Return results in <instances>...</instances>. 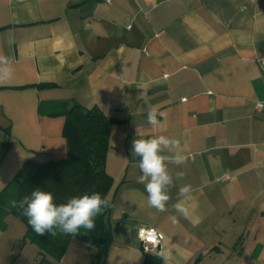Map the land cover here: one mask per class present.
Here are the masks:
<instances>
[{
  "label": "crops",
  "instance_id": "1",
  "mask_svg": "<svg viewBox=\"0 0 264 264\" xmlns=\"http://www.w3.org/2000/svg\"><path fill=\"white\" fill-rule=\"evenodd\" d=\"M0 56L11 62L0 72V191L28 161L66 157L65 118L51 113L96 107L120 121L105 161L111 239L97 264L155 255L140 250V226L163 235L173 264H264V112L253 108L264 100V0H0ZM157 135L185 158L167 164L163 212L148 206L132 151ZM185 185L190 199L178 195ZM14 220L0 221V264H96L76 237L59 260L42 255Z\"/></svg>",
  "mask_w": 264,
  "mask_h": 264
},
{
  "label": "trees",
  "instance_id": "2",
  "mask_svg": "<svg viewBox=\"0 0 264 264\" xmlns=\"http://www.w3.org/2000/svg\"><path fill=\"white\" fill-rule=\"evenodd\" d=\"M65 118L62 136L67 143L66 157L44 164L28 161L19 172L0 191V221L11 214L25 225L22 242L35 244L42 255L48 254L59 260L66 251L72 237L79 238L97 249L94 256L97 264L105 256L110 244L111 233L109 214L113 199L108 197L113 184L106 173L105 161L109 149L111 126L120 121L107 118L96 107L84 108L73 104L55 113ZM34 190L49 191L56 204L66 203L70 197L98 192L102 198L110 201V206L103 215L96 217V227L87 232L81 228L77 235H64L58 232L53 238L50 235H37L22 210L11 207V201H21L30 196ZM156 255H147L144 264H159Z\"/></svg>",
  "mask_w": 264,
  "mask_h": 264
},
{
  "label": "clouds",
  "instance_id": "3",
  "mask_svg": "<svg viewBox=\"0 0 264 264\" xmlns=\"http://www.w3.org/2000/svg\"><path fill=\"white\" fill-rule=\"evenodd\" d=\"M11 62L0 56V72L6 76L11 75ZM163 115V113H159ZM147 122L154 128L160 127L158 111L150 107L147 112ZM132 151L139 157V169L141 175L138 183L144 185L147 193L148 206L163 212L171 199L170 188L173 186V177L168 171V162L181 164L184 162V156L179 151V141L164 135H157L150 138H139L133 142ZM165 150L174 151L172 157L165 156ZM179 177L183 173L177 174ZM191 191L189 185L179 189L178 195L190 199L188 194ZM110 206L108 198H102L101 194L94 192L92 194H83L81 196L70 197L66 203L56 204L54 196L49 191L34 190L30 196H25L21 201H11V207L22 210V215L27 217L28 223L33 231L40 236L45 234L55 238L60 234L77 235L80 229H86L91 232L96 227V217L103 213ZM176 211L187 216L189 207L185 201H179L174 206ZM176 222V218H171ZM159 256L164 264H173V258L170 251L161 250L152 252ZM187 260L188 255H183Z\"/></svg>",
  "mask_w": 264,
  "mask_h": 264
},
{
  "label": "built area",
  "instance_id": "4",
  "mask_svg": "<svg viewBox=\"0 0 264 264\" xmlns=\"http://www.w3.org/2000/svg\"><path fill=\"white\" fill-rule=\"evenodd\" d=\"M264 62V60H262ZM255 111L264 112V100L256 101L253 104ZM222 180H227V177H222ZM137 238L139 248L144 253L159 252L162 247L163 235L149 226H140L137 230Z\"/></svg>",
  "mask_w": 264,
  "mask_h": 264
},
{
  "label": "rangeland",
  "instance_id": "5",
  "mask_svg": "<svg viewBox=\"0 0 264 264\" xmlns=\"http://www.w3.org/2000/svg\"><path fill=\"white\" fill-rule=\"evenodd\" d=\"M4 218H5V217H4ZM14 221L16 222V225H18V226H19V225H23L22 222H20V220H18V219H17V220H14ZM23 229H24V225H23ZM93 249H94V248H93Z\"/></svg>",
  "mask_w": 264,
  "mask_h": 264
}]
</instances>
